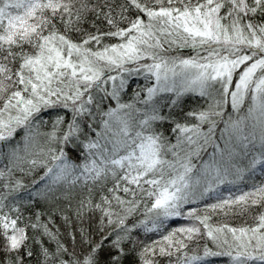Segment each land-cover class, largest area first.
<instances>
[{
	"label": "snow or ice",
	"instance_id": "1",
	"mask_svg": "<svg viewBox=\"0 0 264 264\" xmlns=\"http://www.w3.org/2000/svg\"><path fill=\"white\" fill-rule=\"evenodd\" d=\"M209 257L264 264V0H0V264Z\"/></svg>",
	"mask_w": 264,
	"mask_h": 264
},
{
	"label": "trees",
	"instance_id": "2",
	"mask_svg": "<svg viewBox=\"0 0 264 264\" xmlns=\"http://www.w3.org/2000/svg\"><path fill=\"white\" fill-rule=\"evenodd\" d=\"M172 219L175 220L176 218H172ZM216 220H220V222H225L224 220H221L218 217H214V221H216ZM180 222H182V221H180ZM226 222L236 224L239 221L234 220L232 218H227ZM171 226L172 225L170 224L169 227H171ZM208 243H209V246H211V242L209 241ZM201 250H202V244H201ZM208 259L211 262V264H224V262L226 261L227 258L226 257H209Z\"/></svg>",
	"mask_w": 264,
	"mask_h": 264
}]
</instances>
